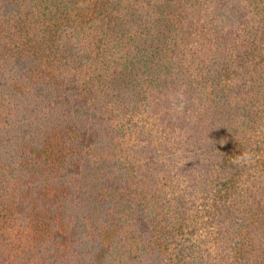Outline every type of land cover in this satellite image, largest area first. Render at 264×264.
<instances>
[{
  "label": "trees",
  "instance_id": "trees-1",
  "mask_svg": "<svg viewBox=\"0 0 264 264\" xmlns=\"http://www.w3.org/2000/svg\"><path fill=\"white\" fill-rule=\"evenodd\" d=\"M263 101L264 0H0V264H264Z\"/></svg>",
  "mask_w": 264,
  "mask_h": 264
},
{
  "label": "rangeland",
  "instance_id": "rangeland-1",
  "mask_svg": "<svg viewBox=\"0 0 264 264\" xmlns=\"http://www.w3.org/2000/svg\"><path fill=\"white\" fill-rule=\"evenodd\" d=\"M16 85V87H14V89L15 90H18V89H25V85L24 84H19L18 83V85L17 84H15ZM264 102V101H263ZM140 118L139 119H137V121L138 122H141L142 123V125H143V123L145 124V125H147V127H149V128H153L154 127V129L153 130H155V125H158L159 124V122H160V120H159V118H158V115L157 116H155L154 114H152V113H149V114H147V113H143V114H141L140 116H139ZM263 119H264V117H263ZM258 128H260V127H262L263 125H264V121H262V122H260V121H258ZM154 124V125H153ZM158 127H161L160 125L158 126ZM150 132H152V131H150ZM154 134H156V136L158 135V134H160V132L156 129L155 130V132H153ZM260 134V133H259ZM162 136V135H161ZM260 136H262V135H260ZM156 143H158V141H156ZM218 174V173H217ZM241 187V189H242V186H240ZM245 188V186L243 185V189ZM244 192H245V190H244ZM215 230L214 229H212V233H215L214 232ZM200 232V231H199ZM215 235L213 234V235H210V238H212V237H214ZM215 242V241H214ZM218 242V241H217ZM216 243V242H215ZM218 244H220V242H218ZM216 245V244H215ZM213 246V245H212ZM235 261V260H234ZM239 262V261H238ZM238 264V263H237Z\"/></svg>",
  "mask_w": 264,
  "mask_h": 264
}]
</instances>
